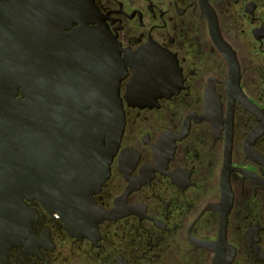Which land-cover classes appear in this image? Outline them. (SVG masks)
Returning a JSON list of instances; mask_svg holds the SVG:
<instances>
[{"label": "flooded vegetation", "instance_id": "obj_1", "mask_svg": "<svg viewBox=\"0 0 264 264\" xmlns=\"http://www.w3.org/2000/svg\"><path fill=\"white\" fill-rule=\"evenodd\" d=\"M94 3L93 27L160 49L176 91L148 86L140 103L128 67L124 132L94 195L108 217L78 238L26 201L0 227V264H264V0Z\"/></svg>", "mask_w": 264, "mask_h": 264}, {"label": "water", "instance_id": "obj_2", "mask_svg": "<svg viewBox=\"0 0 264 264\" xmlns=\"http://www.w3.org/2000/svg\"><path fill=\"white\" fill-rule=\"evenodd\" d=\"M98 22L94 0H0V227L38 200L72 236L91 237L108 217L94 195L124 132L128 67L140 103L148 86L176 91L160 49L125 50Z\"/></svg>", "mask_w": 264, "mask_h": 264}]
</instances>
